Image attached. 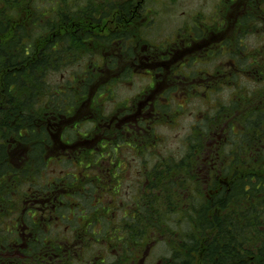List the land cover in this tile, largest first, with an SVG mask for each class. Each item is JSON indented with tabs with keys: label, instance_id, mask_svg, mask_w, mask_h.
<instances>
[{
	"label": "trees",
	"instance_id": "1",
	"mask_svg": "<svg viewBox=\"0 0 264 264\" xmlns=\"http://www.w3.org/2000/svg\"><path fill=\"white\" fill-rule=\"evenodd\" d=\"M19 4L20 0H0V264H41L40 258L46 254L51 264H80L81 255L75 257L71 254L70 242L79 243V247L84 246L89 252L105 244L107 251L90 256L91 262L96 264H106L110 256L107 254L111 250L118 251L121 258L127 259L121 264H138L143 260L149 244L158 242V237L169 235L171 238L175 237L172 235L180 237L170 244L171 255L164 264H264V174L261 169L248 168L246 165L249 163L242 159V156L247 159L264 157V69L255 68L259 65L257 51L250 56L251 75L247 74V78H252L256 87L251 90L254 95L248 96V101L255 96L252 103L256 104L263 98L262 103L246 116L247 121L241 120L243 114L240 118L235 117L236 112L227 113L220 121L222 130L226 129L224 125L227 124L229 134L237 138L248 135L249 146L216 150L199 135H192L191 149L186 150L185 156L181 159L166 158L156 163L159 169L154 170V174L148 172L145 178L150 183L148 187L141 196L125 204L124 209L117 203H111L118 197L123 184V164L116 163V147L105 150L116 154L115 159H109L110 167L105 168L108 169L107 178L97 179L98 187L85 173L80 176L72 172L61 173L56 175L57 180L49 179L47 169L51 162L68 161L64 157L67 153L59 148L58 142L76 139L71 132L59 134L65 125L64 120L76 116L80 106L91 101L94 111L99 110V99L92 98V90L97 82L100 83L98 78L104 73L87 67L89 70L85 73L74 72L70 80L52 84L51 74L79 61L74 58L75 53L74 56L68 53L67 45L73 47L81 42L65 24L60 26L62 36L57 35L54 39L56 25L52 14L46 15L43 25L39 23L42 20L38 16L32 19L31 27L40 25L35 35L25 26ZM42 28L48 35L40 48L38 42L32 39L33 34L36 38L43 35ZM57 43L61 46L57 47ZM130 71L106 83L115 84L120 78L131 74ZM106 83L98 86V97L112 90L111 86L106 88ZM247 105L249 103L243 105L241 110L246 111ZM212 115H217L215 109ZM84 117L88 119L92 116ZM93 117L98 120L101 115ZM79 125L76 122L74 128ZM67 127H63L65 131ZM208 127L209 124L207 131ZM210 132L213 133L212 129ZM107 145L108 141H104L100 147ZM95 150L85 151L79 159L73 157V163L86 169H103L100 159L96 158L102 154ZM239 164L245 166L247 172H239ZM233 167L235 171L232 173L230 170ZM209 179L206 192L204 185ZM222 181H228V185L221 186ZM200 184L203 187H198ZM88 186L92 192L97 188L104 189L98 193L100 199L91 198V210L84 209L85 201L75 202L81 201L82 196L88 193ZM187 186L194 187L190 188L193 198H201L200 203L194 202V205L192 202L189 217L179 216L180 210L182 213L185 211L178 197L180 192L177 191ZM24 187L31 188V191L24 190ZM202 191L206 194L202 195ZM105 194L112 197L105 199ZM25 195L31 204L35 200H44V212H33L31 207L28 210L33 218L36 217L29 225L31 231L41 224L45 227L48 225L50 231L47 236H34L30 251L21 246L24 224L22 211H18L28 201ZM117 208L124 209V217L118 219L116 215L118 220L113 223ZM72 217L75 218L74 222ZM53 218L60 226L62 222H73L67 238L53 236L50 227L54 223ZM183 222L190 224L186 233L178 229ZM7 233L13 236L12 239L7 235L2 236ZM81 241L89 245H83ZM140 248L139 258L134 260L132 249ZM23 252L30 261L24 262Z\"/></svg>",
	"mask_w": 264,
	"mask_h": 264
},
{
	"label": "rangeland",
	"instance_id": "2",
	"mask_svg": "<svg viewBox=\"0 0 264 264\" xmlns=\"http://www.w3.org/2000/svg\"><path fill=\"white\" fill-rule=\"evenodd\" d=\"M94 3H100V2H108L110 0H20V4L18 8L22 10L25 26L29 28V30H33L35 35L38 34V29L40 28V25L38 27H31L32 26V19L35 18V16H38L41 18L42 21H39L41 25H43V22L47 18L46 15H54L56 27H55V33L58 36H62L60 34L61 28L60 26L63 25V20L66 18H69V16L72 14V12H79L80 9L86 8L85 6L89 4L90 2ZM113 1V0H111ZM145 2L152 4L153 8L155 10V19H154V26L149 27L146 31L147 35L151 40L160 39L161 42L168 37L169 35L173 36L183 25L182 23L187 22V27H191L192 21L195 19H199L203 15L211 16L216 12V9L218 6H220L223 3V0H145ZM52 3V4H51ZM74 9V10H73ZM39 14V15H38ZM28 15V17H26ZM65 16V18H64ZM31 19H28L30 18ZM45 23V22H44ZM43 32V35L36 36L33 34L34 38L33 41L36 40V43L38 42L39 47L41 48L43 45V39L47 37L48 33L43 31V28L41 30ZM250 36L246 38L245 45L248 47V49H254L257 50L261 40H264V35L262 34V27L258 24L252 25L250 27ZM74 37L75 35L72 34ZM71 36H69L70 40ZM58 42V41H57ZM61 46L60 44H57V47ZM96 46V45H95ZM233 59L239 66L240 64L242 66H247L249 63L244 54L243 49L240 45V48L237 46V44H233ZM68 53H72L71 55L74 56L73 53H75L74 58H78L74 62L72 66H64V68L61 71H57L54 74H51V81L52 84L55 82L70 80L74 74V72L78 73H85L89 69L87 67L92 66L91 64L95 63L98 64L99 62L102 63L104 58H97V53L95 51H99L98 48H95L93 46H90V42L87 43H79L74 45L73 47L70 45H67L66 47ZM101 49V48H100ZM102 50V49H101ZM193 52L196 53V56H199L198 59L202 61H193L190 60L188 66V70H191V72H194V70H201L203 68H206L207 65V59L205 57H202V53L199 50H194ZM227 54L224 50L219 47V53L218 57L216 59V63L218 64L216 67H222V62L225 61L227 63ZM106 61V60H105ZM122 64L119 67L111 68L110 71H107L108 74L100 76L98 79L100 83L97 82L95 88L92 90L93 97L98 98L97 100L100 104L99 110L94 111V105L91 102L88 104L81 105L78 109V112L76 116H73L71 118L65 119L64 124L67 125L68 130H64V126L59 131V134L68 132H71L75 137L78 136L77 133L81 132L82 134L84 132L89 133L88 141L85 142V146L89 148V150H93L96 148V153H100L102 155H99L96 158L100 159L102 167H91L90 169H86L78 164H74L72 158L76 157L77 159L80 158L82 152L84 150H77V146H74L76 148H68L65 150L66 155L64 154V157H67L68 161L65 160V162L60 161H53L49 165L47 169V173L49 175V179L57 180L56 175L61 173H75L76 175L80 176L81 174L85 173L89 176H91L90 180H93L92 182L95 184V186L98 182L99 177H106V173L108 169H105L106 167H110V161L109 159H115L114 155L115 152L111 151H105V150H114L118 144V158L117 162H121L123 165V171H122V186H121V192L118 194V197L116 200L111 201V203H117L122 208H124L128 203H131V200L133 201V198L141 196V194L144 192L145 187H148L150 184L148 181L145 180L147 177V173L151 172L154 174V170L159 169L158 166H156V163H159L160 160L163 159H181L185 156L186 150H190V138L192 135H199L201 138H203L204 142L208 144L211 147H214L216 150L222 149L225 147L227 150L231 149H238L244 146H249V136L248 135H242L239 138H237L234 134H229V131L227 130V124L224 125L226 127V132L222 130L220 121L224 119L227 113H233L236 112L235 117H241V120L247 121L246 116L251 115L252 111L256 108V106L260 105L262 103L263 98L260 99L256 104H253L255 100V96L252 97L248 101V96H252L253 91H251L253 88L256 87V85L253 84L252 78L248 79L247 74H237L236 71L230 75V80H228L229 84H224L223 86L216 85L212 86L210 88L205 87H196L197 91L193 90L191 94V98L189 99L186 95V92L189 88L195 89V87H192L188 84V80H186L185 77H179L175 79L174 77L177 76L176 74H179L180 72H176L173 70V72L170 75H167V79L165 82V88L158 90V96H157V110L160 112L157 114L159 117V122L154 123V121L151 122V126L154 129V132H156L157 135L153 134L147 137L146 144L151 142L153 144V147L155 150L143 152L139 151L137 152L135 148H131V146H128L124 144V140H122V136L119 134H116L113 130L111 131L110 136L111 137V143L108 144L105 148H101L100 146L103 145L104 141L98 145V143L103 140V135L107 134V129L103 123L104 119H109L111 116H115L118 110L117 106L120 105L119 103H122L124 100L129 99V103H132L130 101L136 100V98H139V94L143 92L145 89H148L152 82V79L150 78V75L138 73L135 72V70H131L129 75H127L124 78H120L117 80L115 84L113 83H106L109 79V75L111 77H117L119 75H123L127 73L128 71H125L123 64H126L127 57L121 58ZM133 61V60H132ZM184 61V58L176 59L173 64L178 65V63H182ZM109 64V60H107ZM186 60L184 61V63ZM216 67L212 69L211 73L212 75H215ZM84 69V70H83ZM251 75V73H249ZM236 75V76H235ZM173 76V77H172ZM50 77V78H51ZM112 78V79H113ZM118 78V77H117ZM183 80V81H182ZM251 80V81H250ZM223 82H227V79L224 78ZM106 83V88L110 87L113 88L109 93L104 92V96L98 97V90H100L98 86L101 84ZM176 83V84H175ZM161 84V82H160ZM156 87V86H155ZM174 87V89H172ZM263 87V86H262ZM179 91L180 93H177L178 95L174 96V92ZM191 93V91H190ZM96 94V96H94ZM208 96L213 98V102H210L208 99ZM245 97V100H243ZM176 100H174V99ZM84 103V102H81ZM246 103H249L247 105L246 111H242L241 108L243 105H246ZM215 109L217 112V115H212V110ZM121 111V109L119 110ZM221 112V113H220ZM92 116L88 119H91L90 122H82L79 123L80 125L77 128H74V125L76 122H81L83 117ZM93 115H101L100 119H98L95 122V118ZM245 115V116H244ZM210 116V117H209ZM213 116V117H212ZM201 117L204 119V121H200ZM239 117V118H240ZM97 122H100L97 124ZM160 124V125H159ZM209 124L208 131H207V125ZM157 125V126H156ZM71 126V129L69 130ZM156 126V127H155ZM66 128V127H65ZM210 129H212L213 133L210 132ZM58 134V135H59ZM63 134V135H65ZM214 138H212V136ZM264 135V133H263ZM81 138V136H78V140ZM193 138V137H192ZM264 138V137H263ZM207 141V142H206ZM57 143V141H56ZM59 143V142H58ZM75 144V143H74ZM140 147V145H139ZM62 150V149H61ZM64 151V150H63ZM92 155V154H90ZM95 159V158H94ZM242 159H246L247 163L249 165H246L248 168L251 169H261L264 174V157H260L258 159L256 158H250L247 159L242 156ZM241 163H245L241 162ZM222 166V164H221ZM239 172L245 173L247 172V169L245 166H242V164H239ZM233 169L230 170V172H234ZM247 174V173H246ZM239 175H245L239 173ZM107 178V177H106ZM211 179L206 182L205 190L209 189V182ZM222 183V184H221ZM221 186L228 185V181L221 182ZM191 185V184H190ZM196 187L195 185H191ZM191 186H187L186 188H180V190H177L180 192L179 200L180 203L183 204V211L185 213H182V210L179 212V216H185L189 217V214L191 215L190 209L192 207V202L195 205V203H200L201 198L199 196L193 198V195L190 194V188ZM203 187V185L200 184L198 187ZM193 187V188H194ZM192 188V189H193ZM197 188V187H196ZM24 190H28V192L31 191V188L24 187ZM104 191V189L97 188L96 191H91V188L88 186L86 189V192L84 196H82L81 201H75L78 203H81L82 201H85L84 209L91 210L92 208L89 206V202L91 201L92 197H95V200L100 199L98 198V193ZM205 191H202V195ZM95 194V196H94ZM24 196V195H23ZM112 196L110 194H105V199H109ZM181 197V198H180ZM28 196L25 195V200H28ZM190 198V199H189ZM189 199V201H188ZM200 199V200H199ZM112 200V199H110ZM195 202V203H194ZM55 205V204H54ZM197 205V204H196ZM129 208V207H128ZM30 209V203L26 201V203L22 204L20 207V210L18 212L21 213L22 211V223L24 226L22 227V247L23 249H29L31 241L33 240V237L39 235V236H47L50 231H48L47 226L45 225H39L36 226L32 231L29 227L30 224L34 220H36V217L33 218L31 216L32 213H30L28 210ZM125 209V208H124ZM124 209L117 208L115 210V213L113 214V223L117 221L118 219H121L124 217ZM40 210V209H38ZM117 213V214H116ZM69 215V214H68ZM116 215L119 217L116 220ZM73 222L75 220L74 217H72ZM54 223L50 224L51 231L54 233L53 236H59L61 238H67V234L69 233L68 230H70L72 223H64L62 222V226L59 224L57 225L55 223V218L52 219ZM122 221V220H121ZM84 223H87L86 220H84ZM112 223V224H113ZM7 224V223H6ZM60 226V227H59ZM182 229L185 233L189 231L190 224L188 222H183L182 225L178 226V229ZM26 232V233H25ZM10 237L12 239V235L10 234H4L2 236ZM175 237L171 238V235L158 237V242H155L153 244L148 245V254L147 259L142 260L141 262L143 264H164L165 259L171 255L170 250V244H174L176 239H178L179 235H172ZM167 239V240H166ZM67 243V241H65ZM81 244H89L80 242ZM103 247V248H102ZM96 246L94 250L85 249L83 251V255L81 254V261H85L86 264H88V260L91 261L90 256L94 253V255H100L102 250H106L107 246L104 244L103 246ZM83 247L79 248H72L71 247V254H73L75 257H79V252ZM107 251V250H106ZM20 252V251H19ZM141 253L140 249H132V256L134 260H137L139 258V255ZM110 255L107 258L106 264H121L127 261L126 258H121L118 251L111 250L109 254ZM130 264H137L136 262H132ZM138 264H141L138 262Z\"/></svg>",
	"mask_w": 264,
	"mask_h": 264
},
{
	"label": "flooded vegetation",
	"instance_id": "3",
	"mask_svg": "<svg viewBox=\"0 0 264 264\" xmlns=\"http://www.w3.org/2000/svg\"><path fill=\"white\" fill-rule=\"evenodd\" d=\"M85 7L80 9L79 12H72L69 18L64 19L62 22L71 31L70 33L78 37V42H90V46L99 49L98 52L95 51L97 53L96 57L104 58L102 59L103 62L93 63L88 68L98 69L106 75L108 74L107 71H110L109 69L121 66L122 61L120 60L126 56L127 62L123 64L125 71L135 70L138 73L148 74L153 82L148 89L139 94V98L130 101L132 103H129V99L124 100L117 106L118 110L115 116H111L107 120L104 119L103 125L107 128L105 129L107 134L106 136L103 135L102 142L108 141V144L111 143V137H109L111 131L109 130H113L116 134L121 135L124 144L131 146V148L155 150L151 142L146 144V140L150 134L157 135L154 132L155 128L153 129L151 126L152 121L154 123L159 122L157 114L160 112L156 109L159 103L157 102V91L165 88L163 82L168 80L167 75H170L173 70L174 73L180 72L176 74L175 79L185 77L190 83L188 85L195 87V89L189 88L185 91L186 95L183 97L186 96L190 99L193 90L197 91L196 87L210 88L227 84L230 80L229 74L231 75L234 70H237L236 73L240 75L251 73L250 56L253 51L258 53L259 65L255 68L258 70L264 69V40H261L259 50L248 49L245 45L246 38L251 35L250 27L252 25L258 24L261 26L264 35V0H223V3L218 6L214 14L209 17L203 15L199 19L193 20L191 27H187V22L182 23L183 26L173 36L169 35L162 42L160 39L151 40L146 33L149 27L154 26L155 10L153 5L145 2V0H110L100 3L91 1ZM53 37L55 39L57 35L55 34ZM235 43L239 48L241 45L243 54L249 62L247 66L241 64L238 66L234 61L232 46ZM219 47L227 54V63L223 61L221 63L222 67H216L218 65L216 59ZM194 50L203 52L201 56L208 61L206 68L191 72L187 66L189 61H202L198 59L199 56H196ZM179 58H184L186 62L183 61L178 65L173 64ZM107 60L112 64H109ZM215 67L217 70L215 75H212L211 71ZM109 77V80L113 78L111 75ZM224 78L227 79V83H222ZM111 89L113 90V88ZM177 93L180 92L175 91L173 95L176 96ZM208 99L210 102L214 101L209 96ZM120 109L121 111H119ZM88 120L84 117L79 123ZM99 123L97 122V124ZM77 135H80L83 140L80 138L78 140V136L72 142H62L59 139V148L66 150L77 146V150H84V152L89 150L84 144L88 141L89 133L84 132L82 134L80 132ZM60 137L62 136L60 135ZM100 142L98 145L101 144ZM119 145L116 146L115 150H118ZM201 166L200 164L199 167L201 168ZM56 200L57 198H55ZM27 202L29 204L30 200ZM34 202V204L30 203L32 208L30 210H33V212L45 211L43 199ZM52 208H54V205H52ZM68 245L77 249L80 244L70 242ZM81 247L83 248L77 251L79 255H83L85 250L84 246ZM25 250L30 251L29 249ZM148 251L147 248L143 260L147 259ZM22 257L24 262L30 261L24 252ZM48 258L50 257L47 254L44 258H40L41 264H51ZM80 264L86 263L83 260ZM88 264L96 263L88 260ZM141 264L143 263L141 262Z\"/></svg>",
	"mask_w": 264,
	"mask_h": 264
}]
</instances>
